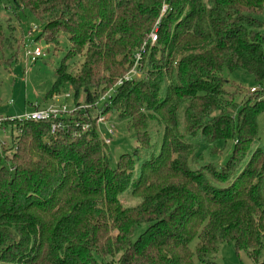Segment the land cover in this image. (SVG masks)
I'll return each instance as SVG.
<instances>
[{
    "label": "trees",
    "instance_id": "trees-1",
    "mask_svg": "<svg viewBox=\"0 0 264 264\" xmlns=\"http://www.w3.org/2000/svg\"><path fill=\"white\" fill-rule=\"evenodd\" d=\"M14 9L42 28L29 40L67 39L45 99L72 92L89 107L58 118L54 133L52 121L6 122L0 264H216L225 242L264 264V0H13ZM16 31L0 8V67L20 45ZM137 52L140 76L123 80ZM236 70L254 77L255 96L228 78ZM111 88L104 113L127 119L135 140L116 168L96 124ZM220 141L231 149L224 163L198 152L221 156Z\"/></svg>",
    "mask_w": 264,
    "mask_h": 264
},
{
    "label": "rangeland",
    "instance_id": "rangeland-1",
    "mask_svg": "<svg viewBox=\"0 0 264 264\" xmlns=\"http://www.w3.org/2000/svg\"><path fill=\"white\" fill-rule=\"evenodd\" d=\"M12 6L13 0H0L1 18L4 23H10L17 28V41H20L19 47H17L18 45H15L13 48H6L4 50L2 66L0 67V115L9 118H21L31 114L36 107L49 108L53 105H55L53 107H60L64 104L68 105L69 108L75 107L76 99H74L75 97L72 92L69 93L71 96L73 95V97L67 101L63 94H59L57 99L54 98L57 96H53V98L49 100L45 99L47 92L50 90L54 82V73L60 66L62 59L66 54L68 47L66 37L63 35L61 36V44L57 47H53L51 44H46L40 39L39 44L49 48L50 52L47 53L46 57L39 59L35 64L29 66L24 56L23 42L25 43L29 40L28 34L31 33L32 28L39 26V23L37 19L28 13V11L16 9L13 11ZM41 29V26L39 29H36V31L33 29L32 35L36 34L38 30L41 31ZM22 37L23 39H21ZM14 54H16L14 61L10 65H7ZM80 60L77 62L79 63ZM77 65H75V67ZM228 78L237 85H240L239 88L241 89L238 88V90L243 97L247 96L246 98H248L252 95L255 96L254 92L259 90V88L256 87L257 83L254 77L242 70H236L230 74ZM252 88H256V90L252 92ZM106 92L105 94L103 93L101 98H99L100 101L97 103L98 109L100 110L110 103L109 99L114 96L115 90L111 88L107 93ZM104 96L105 99L101 100ZM79 99L80 104H77L76 108L79 107V109H82L81 106L85 105L84 100L86 97L81 94ZM252 99L255 100L254 98ZM73 100L75 103H73ZM104 115L108 121L105 125L100 124L98 126V133L101 137H105L107 136V128L109 125H114L116 137L109 145V163L112 168H116L121 154L133 152L135 140L133 133L128 130L127 119L118 118L110 112H106ZM258 135V143L264 146V113L258 117ZM3 138L4 140H7L9 147L10 132L8 133V138H5V136H3ZM229 144L230 142L228 145ZM217 145L223 151L221 156L210 157L206 152V147L204 145L199 146L198 152L203 154L205 158H209L217 164H222L230 155L231 149L229 146L226 147L223 141L218 142ZM128 199L129 198L124 197V201L126 200L124 204L133 205L132 201ZM195 244L196 240L191 244L193 249L195 248ZM260 260L264 261V249L261 253ZM214 261L216 264H254V261L245 253H237L233 243L227 242L220 245L215 254ZM195 262L196 264H202L197 259H195Z\"/></svg>",
    "mask_w": 264,
    "mask_h": 264
},
{
    "label": "built area",
    "instance_id": "built-area-1",
    "mask_svg": "<svg viewBox=\"0 0 264 264\" xmlns=\"http://www.w3.org/2000/svg\"><path fill=\"white\" fill-rule=\"evenodd\" d=\"M167 10V6L164 4L162 8V13H165ZM36 29V26L34 27ZM150 41L151 43H155L157 41V35L156 32H152L150 34ZM24 56L26 59V62L30 65L35 64L39 59L46 57L47 53L49 52L48 49L39 44V42H36L34 40H28L24 43ZM141 60V53L137 52L134 56V64L130 71L124 76L123 80H130L134 77H139L140 76V70H139V63ZM123 80H120L118 84H121ZM256 88H252L251 91L254 92ZM64 98L66 101L73 97L71 96L70 93H63ZM57 97L54 98H58ZM105 96L101 99L104 100ZM55 106V105H53ZM49 107V108H40L36 107L35 110L31 113L28 114L24 117H21L19 119H27V120H32V121H52V132H56L59 130L61 127H64L63 124H58V118L63 117V116H70L73 113H75L76 110L79 109L75 107L69 108L68 105L64 104L63 106L60 107ZM82 108L89 107V105H84L81 106ZM104 109V108H103ZM103 109H98V115H97V120L96 124L99 126L100 124L105 125L107 123L106 116L104 115V110ZM15 118H9V117H4L3 115H0V133H2L3 136H6L9 132V128L6 127V122L12 121ZM91 124L90 123H85L83 124V131H87L91 129ZM116 137V132L114 125H109L107 128V136L101 137L103 142L106 145H110L112 140Z\"/></svg>",
    "mask_w": 264,
    "mask_h": 264
}]
</instances>
